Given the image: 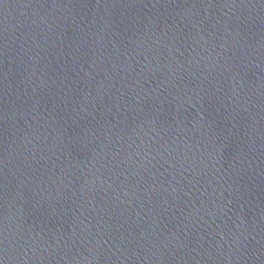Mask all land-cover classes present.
<instances>
[{"label":"water","instance_id":"obj_1","mask_svg":"<svg viewBox=\"0 0 264 264\" xmlns=\"http://www.w3.org/2000/svg\"><path fill=\"white\" fill-rule=\"evenodd\" d=\"M0 264H264V0H0Z\"/></svg>","mask_w":264,"mask_h":264}]
</instances>
